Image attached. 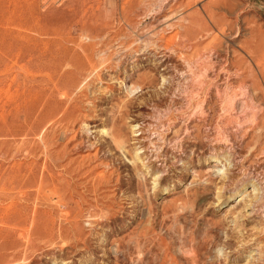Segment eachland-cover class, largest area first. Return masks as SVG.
<instances>
[{
    "label": "rangeland",
    "instance_id": "374dc122",
    "mask_svg": "<svg viewBox=\"0 0 264 264\" xmlns=\"http://www.w3.org/2000/svg\"><path fill=\"white\" fill-rule=\"evenodd\" d=\"M0 264H264V0H0Z\"/></svg>",
    "mask_w": 264,
    "mask_h": 264
}]
</instances>
